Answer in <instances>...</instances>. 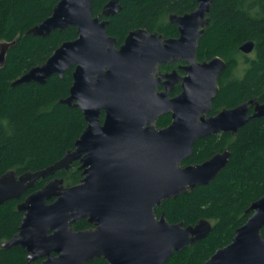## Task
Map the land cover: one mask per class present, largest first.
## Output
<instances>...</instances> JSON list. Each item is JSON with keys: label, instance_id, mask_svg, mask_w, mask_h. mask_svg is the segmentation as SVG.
<instances>
[{"label": "water", "instance_id": "95a60500", "mask_svg": "<svg viewBox=\"0 0 264 264\" xmlns=\"http://www.w3.org/2000/svg\"><path fill=\"white\" fill-rule=\"evenodd\" d=\"M94 1L59 0L51 15L28 31L46 38L56 30L75 28L77 38L63 42L12 86L43 85L72 68L68 96L60 103L78 109L86 126L74 148L47 168L0 176V205L18 200L37 181L68 170L76 161L82 179L65 187L55 178L26 195L17 205L22 213L17 233L0 248H22L27 264H87L97 259L107 264H165L174 253L206 238L211 224H170L163 215L154 216V210L163 201L206 187L226 166L230 152L216 153L200 164L181 162L191 157L197 140L234 135L247 121L264 117V104L251 99L207 117L226 68L219 57L195 60L212 0H196L192 12L169 16L178 38L163 41L162 35L139 28L124 36L118 47L106 27L107 19L120 11V0H102L105 4L96 16L91 13ZM13 44L0 43V67ZM253 44L245 42L239 50L250 54ZM177 61L187 62L181 94L170 100L167 93L155 95L151 76L160 64ZM249 106L254 107L250 116ZM164 113H171L172 121L157 130L156 119ZM248 211L252 214L231 242L203 264H264V195L250 203ZM80 220L91 228L75 231L72 225Z\"/></svg>", "mask_w": 264, "mask_h": 264}, {"label": "trees", "instance_id": "16d2710c", "mask_svg": "<svg viewBox=\"0 0 264 264\" xmlns=\"http://www.w3.org/2000/svg\"><path fill=\"white\" fill-rule=\"evenodd\" d=\"M57 2L0 0V43H14L0 67V176L8 171L19 176L47 168L73 149L85 128L81 112L60 103L68 96L72 68L61 78H47L43 85L31 82L12 86L15 79L44 63L63 42L77 38L75 28L56 30L46 38L28 34L51 15ZM103 5L102 0L93 2V16L101 13ZM120 6V11L107 19L106 32L109 38L122 42L137 28L176 36L169 16L192 12L196 0H120ZM208 18L209 24L198 40L196 60L217 56L227 64L212 113L255 97L264 103V0H212ZM248 41L254 43L251 57L239 51ZM238 64L243 68L242 78L227 79ZM192 150L183 165L200 164L224 150L230 152V157L206 187H195L155 209V216L163 215L170 224L183 222L188 226L199 220L211 224L206 238L174 253L165 264H203L214 251L231 242L235 230L252 214L245 212L250 203L264 195V117L247 121L234 135L220 133L201 138ZM76 167L73 164L68 171L60 170L39 180L18 200L0 205V247L17 233L22 219L17 205L26 195L41 189L51 178L62 179L65 186L79 183L82 176ZM88 227L83 220L73 225L76 231ZM261 237L264 240V227ZM0 264H27L25 250L0 248ZM87 264L107 263L97 259Z\"/></svg>", "mask_w": 264, "mask_h": 264}, {"label": "flooded vegetation", "instance_id": "af4514ba", "mask_svg": "<svg viewBox=\"0 0 264 264\" xmlns=\"http://www.w3.org/2000/svg\"><path fill=\"white\" fill-rule=\"evenodd\" d=\"M104 2V1H103ZM104 4H105V2H104ZM104 6V5H103ZM207 17H208V15H207ZM174 25V24H173ZM175 26V30H176V32H177V34H178V31H177V27H176V25H174ZM137 29H139V28H137ZM142 29V28H141ZM135 30V29H134ZM145 30V29H144ZM147 31V30H146ZM148 32V31H147ZM149 34H152V33H157L158 35H162V40L163 41H165V40H168V39H176V38H178V35L176 34V36H165V35H163V34H161V33H158V32H148ZM124 40V39H123ZM118 41V40H117ZM123 42V41H122ZM122 42H119L118 41V43H117V45H116V47H118L119 45H121L122 44ZM240 51V50H239ZM253 51H254V48H253ZM253 51L250 53V54H247V55H245V56H253ZM241 52V51H240ZM242 53V52H241ZM243 54V53H242ZM214 57H217V56H214ZM213 58V57H212ZM220 58V57H219ZM211 59V58H210ZM196 60V59H195ZM223 60V59H222ZM203 61H205V60H203ZM203 61H201V62H203ZM208 61V60H207ZM199 63H200V61H198ZM225 63H226V61H225ZM187 65V62L186 61H177V62H175V63H166V64H164L163 65V63L162 64H160L159 66H158V68H157V72H155V73H153V75L151 76V78H150V83L153 85V87H154V89H155V91H154V94L155 95H159V94H163V93H167V98L170 100V99H174L175 97L177 98V96L178 95H180L181 94V92H182V87L180 86L181 85V81H180V79L181 78H184V77H186V73L183 71V68L185 67ZM226 66H227V64H226ZM226 69V68H225ZM243 68L241 67V66H239V64H238V66H236L235 68H233V72L228 76V78L227 79H230L231 77H233V78H237V79H241L242 78V76H243ZM222 73H223V71H222ZM172 75H174V76H172ZM230 77V78H229ZM223 78V75L221 74L220 75V77L218 78V80H217V86H218V91H219V87H220V82H221V79ZM149 79V78H148ZM176 79V81L174 82V80ZM217 94V93H216ZM216 96V95H215ZM251 99H255V101L256 102H258L257 101V98L255 97V98H251ZM251 99H249V100H251ZM249 100H247V101H249ZM244 102H246V101H244ZM244 102H242V103H244ZM242 103H240V104H242ZM259 104H264V103H260V102H258ZM212 104H213V102H212ZM240 104H238V105H240ZM238 105H236V106H238ZM236 106H234V107H236ZM234 107H231V108H234ZM231 108H228V109H231ZM222 109H227V108H222ZM222 109H220L218 112H220ZM248 111H247V113H248V115L250 116V115H252L253 114V112H254V107L253 106H249L248 108ZM212 110V109H211ZM210 110V112L207 114V117H211V116H214L215 114H217L218 112H216V113H212V111ZM102 115V114H101ZM101 115H100V118H99V124L101 125L102 124V122H103V117L101 118ZM102 116H104V115H102ZM171 113H168V114H163V115H161L160 117H158L157 119H156V123H155V128L157 129V130H162V129H164V128H166L167 126H169V124L171 123ZM85 126H86V124H85ZM226 133H229L230 135H231V133L230 132H226ZM218 134H220V133H218ZM216 135V134H215ZM74 148V147H73ZM184 162V161H183ZM182 163V162H181ZM73 164H76L77 165V167H76V169L78 170V166H80V164H79V162L78 161H76V162H73L72 164H71V166L70 167H72V165ZM187 165H192V164H187ZM182 166H186V165H183V163H182ZM70 167H69V169H70ZM68 169V170H69ZM68 170H64V171H68ZM78 171H80V170H78ZM80 172H82V171H80ZM82 176V175H81ZM50 177H52V176H50ZM49 178V177H48ZM47 179V178H46ZM53 179H55V178H51V179H49L48 180V182L49 181H51V180H53ZM60 179V178H59ZM81 179H82V177H81ZM80 180V179H79ZM81 181V180H80ZM80 181H79V183H80ZM79 183H77V184H79ZM77 184H75V185H77ZM63 185L65 186V184H64V182H63ZM71 186H74V185H68V186H65V187H71ZM37 191V190H36ZM35 192V191H34ZM155 211V210H154ZM154 214H155V212H154ZM155 216V215H154ZM157 217V216H156ZM160 217V216H159ZM159 217H157V218H159ZM80 221H82V220H80ZM83 221H85V220H83ZM86 222V221H85ZM87 223V222H86ZM88 224V223H87ZM74 225V224H73ZM73 225H72V228H73ZM89 225V224H88ZM91 228V226L89 225V227L87 228V229H90ZM74 229V228H73ZM87 229H85V230H87ZM76 231V230H75ZM79 231H83V230H79Z\"/></svg>", "mask_w": 264, "mask_h": 264}]
</instances>
